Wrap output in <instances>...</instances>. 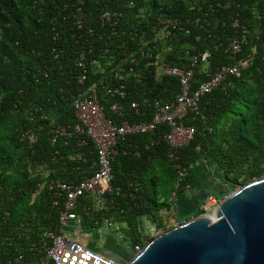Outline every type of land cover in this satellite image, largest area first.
I'll use <instances>...</instances> for the list:
<instances>
[{"label": "trees", "instance_id": "1", "mask_svg": "<svg viewBox=\"0 0 264 264\" xmlns=\"http://www.w3.org/2000/svg\"><path fill=\"white\" fill-rule=\"evenodd\" d=\"M75 15L81 17L79 29ZM171 21L176 29L162 38L161 22ZM242 37L236 53L225 51ZM82 51L85 80L78 84L75 62ZM128 55L136 63L121 65L132 69L123 82L124 98L110 96L108 71ZM193 58L192 89L221 66H236L237 75H227L199 98L196 113L184 121L193 127L190 142L169 147L162 139L165 124L126 136L110 162L108 208L93 210L81 198L73 210L88 229L100 228L103 220L123 225L132 250L165 229L161 218L170 205L161 201V190L173 182L170 194L182 192L192 164L201 162L209 176L218 172L227 189L264 176V0H0V264H16L18 254L21 264L38 262L47 243L42 232L58 229L62 196L37 185L76 183L95 168L94 147L84 135L50 142L52 129L77 124L71 96L93 85L114 124L149 121L152 102L168 104L178 91L177 80L160 69H187ZM143 99L149 104L137 114L118 117L110 110L113 103L125 108ZM96 251L125 262L105 248Z\"/></svg>", "mask_w": 264, "mask_h": 264}, {"label": "built area", "instance_id": "2", "mask_svg": "<svg viewBox=\"0 0 264 264\" xmlns=\"http://www.w3.org/2000/svg\"><path fill=\"white\" fill-rule=\"evenodd\" d=\"M78 4L82 0H76ZM77 12L81 9L78 7ZM75 25L79 29L82 27L80 15H75ZM108 16L106 17V20ZM160 30L162 38H166L171 31L176 29L174 22L164 23ZM243 37L232 39L225 51L236 53L239 50V45ZM206 53L200 55V60L204 61ZM196 58H193L192 64L187 69H178L176 67L161 68V72L170 75L177 80L178 91L174 99L168 104H161L159 101L152 102V118L149 121L129 122L121 121L119 124H114L108 117L104 116L102 108L97 99L94 86L87 87L79 93L71 96L70 107L73 115L77 120V124L72 130L65 127H55L51 130L52 136L50 142L54 143L57 136L70 137L73 134H82L92 143L96 155L94 161V170L91 175L80 180L79 182H65L54 180L47 183L38 184L37 188L46 187L48 192L55 196H62V209L59 212L57 231L45 230L41 236L47 243H42L41 248L43 255L38 262H27V264H121L114 261L101 253L81 244L66 234V229L69 224L77 217L73 213L76 204L81 198L89 199L93 210H106L108 208L105 198L110 195L113 188L110 183V162L116 153L115 146L118 141H124L125 137L131 134L152 133L160 124H165L168 127V132L163 134V141L171 148L187 145L193 138L192 125H185L184 121L190 113H196V103L199 98L209 93L227 75H237L236 66H221L215 73L206 75V78L200 81L194 89H192L191 81L193 79V71L191 69ZM85 55L84 52H79L75 62V66L81 71L76 77L78 84H83L85 80ZM134 65L135 58L128 55L119 59V64L109 69L108 79L109 86L105 88V93L110 96H118L124 98L125 86L123 84L126 76L132 69L131 67L124 68L123 64ZM148 101L143 99L141 102L132 101L125 108L120 107L117 103L110 106L118 117H123L125 111H134L137 114L140 107L148 105ZM28 143L34 141L32 134H27ZM178 176L182 177L184 171H178ZM175 194L172 193L170 202L173 201ZM220 202L214 195L207 194L203 198L198 210L201 214L212 213L214 208ZM56 202H54L55 204ZM163 212H165L163 210ZM103 223L114 230H118V226L103 220ZM139 248L135 247L134 251ZM22 255L18 254L13 257L12 262L21 264ZM6 264H11L8 260Z\"/></svg>", "mask_w": 264, "mask_h": 264}, {"label": "water", "instance_id": "3", "mask_svg": "<svg viewBox=\"0 0 264 264\" xmlns=\"http://www.w3.org/2000/svg\"><path fill=\"white\" fill-rule=\"evenodd\" d=\"M123 264H264V177L235 187L210 216L154 233Z\"/></svg>", "mask_w": 264, "mask_h": 264}, {"label": "rangeland", "instance_id": "4", "mask_svg": "<svg viewBox=\"0 0 264 264\" xmlns=\"http://www.w3.org/2000/svg\"><path fill=\"white\" fill-rule=\"evenodd\" d=\"M219 176H220V174H218V172H216L215 175L212 173L210 176L211 177L210 179L212 180L211 182L206 181V180L196 181V179H195V180H193V185H192L191 190L187 191V192H190V194H192V196H193V200L197 201L202 196L207 195L209 191H214L218 194V196L216 198L221 200L223 197L227 196L230 192H232L235 187L242 185V184H239V185L234 186L233 189H227L225 185H222L217 181V179H218L217 177H219ZM262 177H264V176H262ZM252 180H254V179H252ZM172 183L173 182L165 183L166 185L163 186V188L161 190V192H162L161 201L164 200L167 204L170 205V207H173L172 202L177 200V198L174 197L173 199H175V200L170 202V197H171L170 189H171ZM177 195H178V193H177ZM190 207H192L191 209H192L193 213L188 212V213L184 214L181 211H179V209H178L175 211V213L178 212L179 215L176 214L177 218H175V219H174V215L172 213L164 214L161 218V222L163 223L165 229L170 228L174 224L181 223L182 221H185L188 218L194 216L195 215L194 213L196 211L195 207H194V205H191ZM104 228L105 227L101 226L99 228V231H101ZM105 229H107V228H105ZM111 229L112 230L108 231V233L106 232V234H107L106 239L103 241L99 240V239L93 240L92 237L90 236V234L88 235V240H90V244H93L92 247L95 249V251L97 249L100 250L102 248H105L108 250V254H111V255L114 254L115 256H118L120 259H122L126 262L127 260H129L131 258V256L133 255V253L135 251L132 250L131 248H129L128 241L126 239H123L121 237V235L117 233V231H114L113 228H111ZM66 231H67V229H66ZM159 231H161V230H159ZM112 250L114 251V253L112 252ZM121 264H123V263H121Z\"/></svg>", "mask_w": 264, "mask_h": 264}, {"label": "crops", "instance_id": "5", "mask_svg": "<svg viewBox=\"0 0 264 264\" xmlns=\"http://www.w3.org/2000/svg\"><path fill=\"white\" fill-rule=\"evenodd\" d=\"M210 178L211 177L208 175V171H207L206 167L201 162H196V163L192 164L190 169L186 172V185H185L182 192H179L178 195L175 194L174 197L177 198V200L173 199V201L175 200L174 202H172L173 207L169 208L168 213H172L174 215V219H175V218H177L176 214H178V212L175 213V211L178 209L182 213L186 214L188 212H192V209H191L192 207H190V206L194 205L195 210H197L199 205L201 204L204 196H202L200 199L195 201V200H193L192 194H190V192H187V191L191 190L192 185H193V180H195V179H196V181L206 180V181L211 182L212 180ZM166 213H167V211H166ZM142 225H143L142 226L143 229L150 227V226H147V224H145V223H142ZM101 226H103L107 229L104 228L101 231H99V228L88 229L83 224L82 219L76 218L73 222H71L69 224L67 231H66V234L69 237H71L73 240L89 247V245H92V244H90V240H88L89 234L93 240L99 239V240L103 241L106 239V235H107L106 232L108 233V231L112 230L110 227H107L105 224H102ZM114 231H117V233L120 234L123 239H125V233L124 232H126V229L123 225H119L118 230H114Z\"/></svg>", "mask_w": 264, "mask_h": 264}, {"label": "bare ground", "instance_id": "6", "mask_svg": "<svg viewBox=\"0 0 264 264\" xmlns=\"http://www.w3.org/2000/svg\"><path fill=\"white\" fill-rule=\"evenodd\" d=\"M210 215H211V213L206 214V216H210Z\"/></svg>", "mask_w": 264, "mask_h": 264}, {"label": "flooded vegetation", "instance_id": "7", "mask_svg": "<svg viewBox=\"0 0 264 264\" xmlns=\"http://www.w3.org/2000/svg\"><path fill=\"white\" fill-rule=\"evenodd\" d=\"M112 252L114 253V251L112 250Z\"/></svg>", "mask_w": 264, "mask_h": 264}]
</instances>
